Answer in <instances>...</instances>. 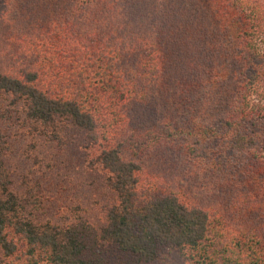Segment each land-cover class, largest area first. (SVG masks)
Here are the masks:
<instances>
[{"label": "trees", "instance_id": "16d2710c", "mask_svg": "<svg viewBox=\"0 0 264 264\" xmlns=\"http://www.w3.org/2000/svg\"><path fill=\"white\" fill-rule=\"evenodd\" d=\"M0 264H264V0H0Z\"/></svg>", "mask_w": 264, "mask_h": 264}, {"label": "rangeland", "instance_id": "374dc122", "mask_svg": "<svg viewBox=\"0 0 264 264\" xmlns=\"http://www.w3.org/2000/svg\"><path fill=\"white\" fill-rule=\"evenodd\" d=\"M13 114L14 118L11 122H4L3 128L6 129L8 133L9 143L12 148L11 154L8 155L7 159L11 164V180H12V190L19 196L24 197V193L28 186L41 185L45 191L48 192H61L65 191L64 187L69 188L73 192L77 191V185L75 182L70 181L62 176L55 177L53 175V170L48 166V162L51 159L44 157L42 155L43 148H48L46 141H41L40 137L38 139H33L29 136L30 126L26 124V128L23 126V119L19 113ZM23 120V121H22ZM12 128L10 129V125ZM69 145L71 151H80V146L85 142L83 134L76 131L74 135L69 137ZM33 140V142H31ZM72 143V144H71ZM29 144H34L35 152L40 160L41 166L35 164L33 155L28 153L30 149ZM83 156L79 153L77 160H82ZM59 162L63 163V157L58 158ZM50 194V193H49ZM52 195V194H51ZM65 195L68 196V192L65 191ZM46 200L48 193L44 195ZM46 209L48 210V205L45 203ZM65 210L64 206H53V213L57 210Z\"/></svg>", "mask_w": 264, "mask_h": 264}]
</instances>
